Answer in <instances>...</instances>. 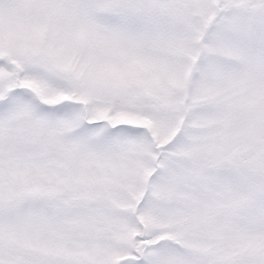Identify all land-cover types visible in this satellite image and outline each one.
Masks as SVG:
<instances>
[{
	"label": "snow or ice",
	"instance_id": "1",
	"mask_svg": "<svg viewBox=\"0 0 264 264\" xmlns=\"http://www.w3.org/2000/svg\"><path fill=\"white\" fill-rule=\"evenodd\" d=\"M0 264H264V0H0Z\"/></svg>",
	"mask_w": 264,
	"mask_h": 264
}]
</instances>
